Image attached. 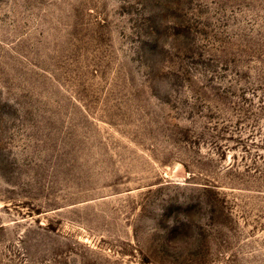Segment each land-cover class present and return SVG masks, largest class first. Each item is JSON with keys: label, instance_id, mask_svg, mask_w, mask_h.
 I'll use <instances>...</instances> for the list:
<instances>
[{"label": "rangeland", "instance_id": "rangeland-1", "mask_svg": "<svg viewBox=\"0 0 264 264\" xmlns=\"http://www.w3.org/2000/svg\"><path fill=\"white\" fill-rule=\"evenodd\" d=\"M0 264H264V0H0Z\"/></svg>", "mask_w": 264, "mask_h": 264}]
</instances>
